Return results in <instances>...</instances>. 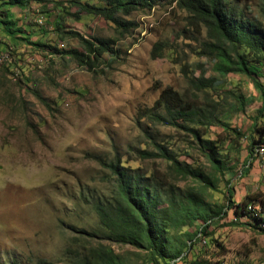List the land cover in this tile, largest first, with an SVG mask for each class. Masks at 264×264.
Segmentation results:
<instances>
[{
	"label": "rangeland",
	"instance_id": "obj_1",
	"mask_svg": "<svg viewBox=\"0 0 264 264\" xmlns=\"http://www.w3.org/2000/svg\"><path fill=\"white\" fill-rule=\"evenodd\" d=\"M255 3L247 1L253 11ZM64 6L69 14L55 10L52 4L10 9L15 34L40 40L47 44L44 47L0 30V54L7 55L0 62V252L33 253L49 260H55L66 246L72 235L70 225H97L94 212L77 195L81 184L96 183L94 178L101 170L88 154L112 157L117 152L124 154L128 145H137L141 132L135 123L138 108L151 105L166 86L184 91L183 64L189 70L194 68L195 75L198 65L206 69V76L213 74L209 61L193 53L203 30L193 32L187 26L186 13L173 5L134 11L126 19L133 20L136 27L121 34L98 16L82 12L75 19L70 13L78 10ZM57 15L62 17L59 30L54 29ZM67 31L87 39H115L118 57L104 55L88 69L71 57L52 54L48 45L58 50L80 49L77 38L65 34ZM156 42L175 51L165 48L161 56H155L152 48ZM5 66L12 73H5ZM222 80L226 91L245 96L244 111L232 113L227 121L246 130L261 104L258 91L249 79L232 73ZM259 81L264 88V70ZM159 129L164 136L177 138L171 128ZM221 129L212 127L215 133ZM246 147L243 140L233 173L226 174L220 184L223 193L212 194L223 203L226 186L234 189L235 202L247 192L264 191V158L242 172ZM131 158L132 166L147 169L153 164ZM244 222L246 218H235L228 211L208 226L207 244L196 242L176 264H191L194 259L209 264H264V234ZM197 224L200 222L188 230ZM111 246L116 252L135 251L128 245Z\"/></svg>",
	"mask_w": 264,
	"mask_h": 264
},
{
	"label": "trees",
	"instance_id": "obj_2",
	"mask_svg": "<svg viewBox=\"0 0 264 264\" xmlns=\"http://www.w3.org/2000/svg\"><path fill=\"white\" fill-rule=\"evenodd\" d=\"M247 1L0 0V30L15 39V21L10 16L13 7L24 10L31 4H52L55 10L69 14L64 6L67 4L78 10L70 13L75 19L82 12L98 16L121 34L136 27L133 20L126 19L134 11L173 5L186 13L187 26L194 28L193 32L203 30L193 53L207 59L213 72L206 76V69L198 65L199 74L195 75L194 68L189 70L187 63L183 64L180 69L187 83L184 91L166 86L151 105L138 108L135 123L141 132L137 145H128L124 154L117 152L112 157L88 154L101 170L94 178L96 183L81 184L77 195L94 212L97 225H70L72 235L55 260L33 253L0 252V264H176L196 242L203 240L206 245L208 226L230 210L235 218H246V225L264 234V191L247 192L239 202L234 201V189L229 186L224 190L225 203L212 195L223 193L220 184L226 174L233 173L243 140L247 143V158L241 162L242 167L245 165L241 167L243 173L264 154V88L259 81L264 70V0L252 5L256 11ZM61 19V15L55 17L54 29L61 28ZM65 34L77 38L80 49L58 50L48 45L52 54L71 57L88 69H93L104 55L118 57L115 39H87L74 31ZM18 37L38 47L47 45L28 36ZM165 48L175 51L168 44L156 42L152 52L161 56ZM4 72L12 73L8 66ZM230 73L249 79L260 96L261 104L246 130L227 121L232 113L244 111L246 105L241 92L224 88L222 79ZM213 126L222 129L215 133ZM163 127L171 128L177 138L161 134L159 128ZM176 141L181 145L174 144ZM132 155L153 164L147 169L132 166ZM196 221L200 224L188 230ZM111 244L128 245L135 251L116 252ZM191 264L209 263L194 259Z\"/></svg>",
	"mask_w": 264,
	"mask_h": 264
},
{
	"label": "bare ground",
	"instance_id": "obj_3",
	"mask_svg": "<svg viewBox=\"0 0 264 264\" xmlns=\"http://www.w3.org/2000/svg\"><path fill=\"white\" fill-rule=\"evenodd\" d=\"M11 56V55H10ZM7 57V55L6 54H0V62H2L3 60H5V58ZM11 59V58H10ZM10 62V61H9ZM264 153V152H263ZM263 155L264 154H262V158H264L263 157ZM263 160V159H262Z\"/></svg>",
	"mask_w": 264,
	"mask_h": 264
},
{
	"label": "built area",
	"instance_id": "obj_4",
	"mask_svg": "<svg viewBox=\"0 0 264 264\" xmlns=\"http://www.w3.org/2000/svg\"><path fill=\"white\" fill-rule=\"evenodd\" d=\"M255 154H258V151H255ZM259 157V156H258ZM262 164H264V161H261Z\"/></svg>",
	"mask_w": 264,
	"mask_h": 264
},
{
	"label": "crops",
	"instance_id": "obj_5",
	"mask_svg": "<svg viewBox=\"0 0 264 264\" xmlns=\"http://www.w3.org/2000/svg\"><path fill=\"white\" fill-rule=\"evenodd\" d=\"M255 162V161H254Z\"/></svg>",
	"mask_w": 264,
	"mask_h": 264
}]
</instances>
